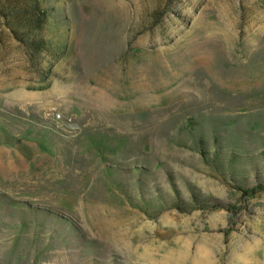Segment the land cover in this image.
Instances as JSON below:
<instances>
[{
    "label": "rangeland",
    "instance_id": "obj_1",
    "mask_svg": "<svg viewBox=\"0 0 264 264\" xmlns=\"http://www.w3.org/2000/svg\"><path fill=\"white\" fill-rule=\"evenodd\" d=\"M0 0V264H264V0Z\"/></svg>",
    "mask_w": 264,
    "mask_h": 264
},
{
    "label": "trees",
    "instance_id": "obj_2",
    "mask_svg": "<svg viewBox=\"0 0 264 264\" xmlns=\"http://www.w3.org/2000/svg\"><path fill=\"white\" fill-rule=\"evenodd\" d=\"M14 0H4L2 8L5 11L7 15L14 16H20L22 10H25L26 13L24 15L26 16V21L24 24L29 26L32 29H39L41 27L39 23V13L41 12L38 6H32L26 3V5L22 6H16V4L13 3Z\"/></svg>",
    "mask_w": 264,
    "mask_h": 264
}]
</instances>
